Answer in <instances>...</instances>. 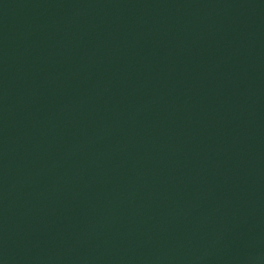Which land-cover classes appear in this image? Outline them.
I'll use <instances>...</instances> for the list:
<instances>
[{
  "label": "water",
  "instance_id": "water-1",
  "mask_svg": "<svg viewBox=\"0 0 264 264\" xmlns=\"http://www.w3.org/2000/svg\"><path fill=\"white\" fill-rule=\"evenodd\" d=\"M0 264H264V0H0Z\"/></svg>",
  "mask_w": 264,
  "mask_h": 264
}]
</instances>
